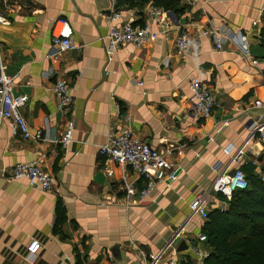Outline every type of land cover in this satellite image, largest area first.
Masks as SVG:
<instances>
[{"label":"crops","instance_id":"obj_1","mask_svg":"<svg viewBox=\"0 0 264 264\" xmlns=\"http://www.w3.org/2000/svg\"><path fill=\"white\" fill-rule=\"evenodd\" d=\"M264 0H179L164 9L157 37L143 46L124 43L107 59L104 15L115 9L117 22L146 21L151 0H0V57L12 76L13 94H26L20 107L30 129L43 139L12 134L0 121V264H145L174 229L186 219L188 203L213 178L211 165L225 161L223 147L238 146L251 118L264 116V48L259 30L264 24ZM65 17L73 29L74 47L56 60L49 57L51 27ZM186 29L195 51L180 56L175 47ZM204 29H217L221 49H215ZM246 48L248 56L242 53ZM251 59H256L252 63ZM64 76L73 102L57 107L53 83ZM198 77L215 96L211 113L196 119L192 113L189 80ZM260 101L254 105V100ZM69 119L68 143L59 138ZM129 127L149 145L173 153L177 177L158 182L142 199L127 197L124 183L135 189L145 179L127 164L97 154L109 129ZM17 161H34L54 178L57 191H44L25 179H10ZM250 162L264 167V145L249 140L234 166ZM110 170L109 174L107 171ZM65 217L53 230L56 203ZM227 199L212 193L208 209L225 208ZM205 219L194 216L157 264L189 257L202 264L195 249L208 251L199 240ZM189 236L191 243L185 238ZM30 239L39 241L37 255L25 257ZM184 240L185 248L177 250ZM192 244V245H191Z\"/></svg>","mask_w":264,"mask_h":264},{"label":"built area","instance_id":"obj_2","mask_svg":"<svg viewBox=\"0 0 264 264\" xmlns=\"http://www.w3.org/2000/svg\"><path fill=\"white\" fill-rule=\"evenodd\" d=\"M264 10V2L261 5ZM146 21L142 23H133L129 19L117 22L120 13L111 9V12L104 15L106 23V32L103 38L106 40L107 59H112L118 46L124 43H131L136 46H143L148 41L153 40L159 34V31L152 27L153 23L159 24L165 12L161 6L150 3L146 7ZM0 22H7V19L0 13ZM208 34L213 41L215 49L222 48V37L217 29L202 31ZM49 57L56 60L58 56L74 47L73 29L67 18L59 16L53 21L51 27ZM176 51L180 56L190 55L195 51V44L186 29L178 32L175 38ZM242 53L248 56L246 48ZM252 63L256 59H251ZM53 91L57 97V107L63 111L73 102L71 87L64 76H58L53 83ZM190 98L192 100V113L196 119L208 116L214 108L216 101L213 91L193 76L189 80ZM12 76L4 71L0 57V121H6L11 133H20L24 139H43L41 129L31 130L26 116H24L20 107L27 100L26 94H13ZM255 106L260 104L258 99L254 100ZM73 129V120L69 119L67 128L64 130L59 141L62 144L69 142ZM257 138L264 145V116L258 115L251 118L247 125V134L238 146L230 143L223 147V151L228 155L225 161L217 160L211 165L213 178L209 184L200 189L188 203L189 212L185 221L173 230L163 246L154 254H151L145 264H157L160 258L172 247L174 242L180 237L181 230L185 223L194 216L206 219L208 212V200L211 194L219 193L226 199L236 189L245 188L247 180L244 171L234 166L244 153L245 146L249 140ZM180 153L179 146L165 147L159 149L143 141L129 127L109 129L107 139L97 147V154L104 156L105 159L117 161L120 164H127L132 171L144 177L145 182L142 187L135 189L131 184L124 183L125 195L127 197H136L142 199L158 182H169L177 177V163L173 153ZM233 170L231 173L230 171ZM109 174L110 170L107 171ZM7 177L10 179L23 178L29 185L38 187L44 191H57L53 176L44 167L34 161H17L9 166ZM264 178V176H263ZM204 233H198L199 240L205 239ZM188 243H191L189 236H186ZM192 245V244H191ZM39 241L30 239L26 244L25 257L33 259L39 250ZM195 252L203 256L206 252L197 248ZM104 264H113L108 261ZM167 264H177L172 258L167 260Z\"/></svg>","mask_w":264,"mask_h":264},{"label":"trees","instance_id":"obj_3","mask_svg":"<svg viewBox=\"0 0 264 264\" xmlns=\"http://www.w3.org/2000/svg\"><path fill=\"white\" fill-rule=\"evenodd\" d=\"M145 2L147 0H141ZM164 9L176 8L179 0H151ZM259 44L264 48V24L259 30ZM247 180L245 188L236 189L225 208L208 210L201 231L206 236L208 251L202 264H264V167L254 171V165L246 162L240 165ZM53 230H60L59 224L65 214L60 201L56 203ZM77 264L80 261L77 259ZM179 264H196L188 256Z\"/></svg>","mask_w":264,"mask_h":264},{"label":"water","instance_id":"obj_4","mask_svg":"<svg viewBox=\"0 0 264 264\" xmlns=\"http://www.w3.org/2000/svg\"><path fill=\"white\" fill-rule=\"evenodd\" d=\"M230 172L232 173L233 170H231ZM185 247H186V245H185V243H184V240H182V241L180 242L179 246L177 247V250H181V249H183V248H185Z\"/></svg>","mask_w":264,"mask_h":264}]
</instances>
